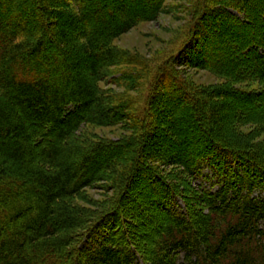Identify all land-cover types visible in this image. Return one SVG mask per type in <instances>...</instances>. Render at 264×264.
Segmentation results:
<instances>
[{
    "label": "trees",
    "instance_id": "obj_1",
    "mask_svg": "<svg viewBox=\"0 0 264 264\" xmlns=\"http://www.w3.org/2000/svg\"><path fill=\"white\" fill-rule=\"evenodd\" d=\"M78 2L81 16L71 15L70 24L86 28L79 33L81 44L71 46L75 39L66 30L61 45L54 42L45 20L51 2L0 0V264H264V198L253 196L256 189L264 194L261 156L243 157L229 138L217 136L216 108L202 107L182 78L177 77L175 88L181 91L177 99L191 100V120L185 122L192 128L198 123L207 139L202 148L180 157L181 164L193 185L205 167L218 181L217 191L200 186L195 212L160 175L158 160L145 156L141 162L140 143L130 151L126 167L120 168L117 157L103 163L95 155L88 158L89 148L76 134L85 123L103 125L117 111L96 88L115 61L112 41L146 14L138 8L144 1L120 0L112 6L105 0ZM225 3V19L240 24L233 26L235 31L250 29L253 38L236 40L232 49L225 38L212 42L207 67L226 73L233 66L230 55L246 57L251 51L250 60L261 61L257 81L264 82V0L258 5L257 0ZM34 7L45 14L40 24L34 21ZM203 14L209 13L204 9ZM163 90L173 97L178 93ZM143 167L151 172V194L160 213L147 235L151 242L140 248L120 194L97 218L87 217L77 203L84 189L108 180L113 191L124 194Z\"/></svg>",
    "mask_w": 264,
    "mask_h": 264
},
{
    "label": "rangeland",
    "instance_id": "obj_2",
    "mask_svg": "<svg viewBox=\"0 0 264 264\" xmlns=\"http://www.w3.org/2000/svg\"><path fill=\"white\" fill-rule=\"evenodd\" d=\"M47 1L51 2L48 5L52 10L51 15L46 18L44 12L34 7L36 18H39L34 21L40 24V19L45 17L57 44L61 42L60 34L65 30L68 36L75 39L71 46L81 44L79 33L85 30V24H70L71 15L81 16L78 0ZM119 1L105 0V3L112 6ZM135 2L137 5L143 3L138 8L141 13L145 12V18L112 41L115 61L96 84L97 91L106 96V103L117 110L116 114L103 125L99 122L85 123L76 137L78 142H84L89 148L88 158L95 155L103 163L117 157L120 168L128 166L133 147L140 143L143 146L140 150L141 162L145 156L154 162L158 160L160 164L155 166L159 167L160 175L185 196L191 212H195L201 196L197 195L202 190L200 186L217 191L218 181L205 167L198 185H193L183 169V155H187L190 149L202 148L207 137L198 123L195 124L196 128L186 124L185 121L191 120L187 112V101L191 100L186 97L182 101L184 97L181 96L177 99L181 91L175 88V84H179L180 80L177 83L175 80L182 78L201 106L206 103L216 108L219 118L217 136L229 138L230 144L233 143L243 157L252 160L255 156H261L259 163L264 165V82L257 81L256 74V70L261 68V61L250 60V51L248 58V55L244 57L239 53L230 55L233 66L226 73L207 67L205 56L212 42L225 38L226 47L232 49L233 45H238L234 43L236 40L253 38V33L248 31L250 29L235 31L233 26L240 24L228 17L225 19L222 12L223 5H227L225 0ZM155 2L158 6H155ZM261 2L257 0L256 5ZM253 3H249L251 9ZM204 9L209 13L206 17ZM61 48L67 52L73 51L64 46ZM246 75L251 78L245 80ZM170 87L178 91L174 92L176 97L171 92H164L163 88ZM98 148L102 149L99 151L101 153L93 151ZM148 175L151 172L146 168L139 169L133 182L123 191L124 194L113 191L109 180L94 183L81 192L82 197L77 204L87 217L95 215L97 218L117 202L120 194L121 205L130 210L128 218L133 239L140 248L147 246L151 242V237L147 235L156 227L157 214L160 213L155 211L158 207L151 194L150 183L153 182L148 180ZM261 191L256 189L253 196L264 198ZM149 194L151 197L147 198ZM177 204L183 210L182 204ZM146 236L147 240L143 242L141 238Z\"/></svg>",
    "mask_w": 264,
    "mask_h": 264
}]
</instances>
